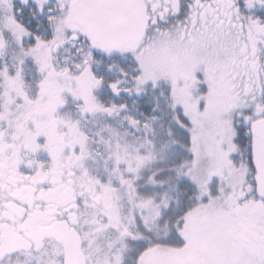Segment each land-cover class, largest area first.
Segmentation results:
<instances>
[{
  "label": "snow or ice",
  "instance_id": "snow-or-ice-1",
  "mask_svg": "<svg viewBox=\"0 0 264 264\" xmlns=\"http://www.w3.org/2000/svg\"><path fill=\"white\" fill-rule=\"evenodd\" d=\"M0 264H264V0H0Z\"/></svg>",
  "mask_w": 264,
  "mask_h": 264
}]
</instances>
